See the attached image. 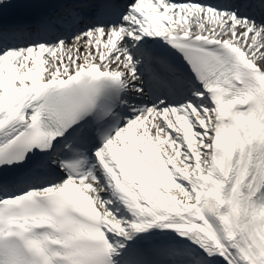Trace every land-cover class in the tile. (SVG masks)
<instances>
[{
	"label": "snow or ice",
	"instance_id": "snow-or-ice-1",
	"mask_svg": "<svg viewBox=\"0 0 264 264\" xmlns=\"http://www.w3.org/2000/svg\"><path fill=\"white\" fill-rule=\"evenodd\" d=\"M0 264H264V0H0Z\"/></svg>",
	"mask_w": 264,
	"mask_h": 264
}]
</instances>
